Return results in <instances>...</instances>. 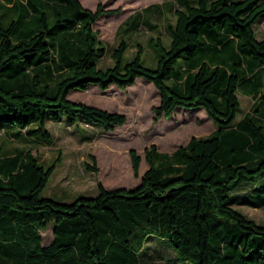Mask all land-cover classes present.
<instances>
[{
    "label": "trees",
    "instance_id": "16d2710c",
    "mask_svg": "<svg viewBox=\"0 0 264 264\" xmlns=\"http://www.w3.org/2000/svg\"><path fill=\"white\" fill-rule=\"evenodd\" d=\"M177 2L175 21L166 26L169 45L155 38V66L143 62L140 46L124 60L128 44L121 40L113 65L102 67L106 49L93 24L120 9L0 0V132L51 143L48 120L112 130L125 122L123 114L68 93L89 84L126 88L138 77L157 88L158 117L177 106H202L216 123L171 152L146 147L148 167L135 186L98 184L95 195L71 201L41 195L57 161L45 166L31 150L0 145V264H264V224L234 206L264 204V37L253 28L264 0ZM147 23L135 13L119 30ZM238 92L253 104L234 121ZM131 158L137 175L134 149ZM48 228L52 238L44 243ZM153 235L160 238L156 247L166 240L176 249L172 261L146 249Z\"/></svg>",
    "mask_w": 264,
    "mask_h": 264
},
{
    "label": "rangeland",
    "instance_id": "374dc122",
    "mask_svg": "<svg viewBox=\"0 0 264 264\" xmlns=\"http://www.w3.org/2000/svg\"><path fill=\"white\" fill-rule=\"evenodd\" d=\"M87 8L94 10L98 4L102 9H120L116 13L100 16L93 24L98 38L104 44L106 52L99 57L98 65L111 66L114 63L113 52L121 40L127 42L124 60H129L138 51L139 46L143 62L155 66L156 52L153 50L155 38L158 37L165 46L169 45L170 36L167 24L174 23L175 9L179 8L177 0H79ZM159 5V6H158ZM161 5V6H160ZM141 13L149 23L139 29L122 32L119 26L129 16ZM153 27V28H152ZM257 38L264 37V14L253 24ZM182 60L179 58V61ZM177 66V62L174 63ZM240 107L234 121H238L250 110L253 99L250 95L238 92ZM68 98L125 116V122L112 130H104L99 125L79 121L78 125H67L64 121H47L51 133V143L37 139L16 140L0 132V145L8 151L15 148L31 150L38 156L41 164L57 161L50 175L49 182L41 192L42 196L57 201H71L78 195H95L98 184L105 188L133 187L147 169L145 148L155 144L159 151L171 152L185 144L192 136H206L215 128L216 123L204 111L202 106H177L169 117H158L154 108L160 103V95L151 81L138 77L126 88L110 85L102 90L95 84L86 89H72ZM140 156L138 174L132 168L131 150ZM60 156V160H56ZM94 167V168H93ZM247 187L239 190L243 193ZM234 206L248 217L264 224V204L252 206L247 203H235ZM43 242L52 238L50 229L42 232ZM157 236L149 237L146 249H156L159 259L171 260L177 251L166 240L160 241L164 246L156 247ZM150 253H153L150 250ZM184 264H191L185 262Z\"/></svg>",
    "mask_w": 264,
    "mask_h": 264
}]
</instances>
